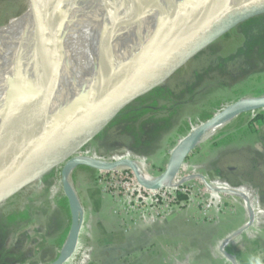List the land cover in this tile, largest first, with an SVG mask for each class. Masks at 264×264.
<instances>
[{
    "label": "rangeland",
    "instance_id": "374dc122",
    "mask_svg": "<svg viewBox=\"0 0 264 264\" xmlns=\"http://www.w3.org/2000/svg\"><path fill=\"white\" fill-rule=\"evenodd\" d=\"M43 1L0 0V27L14 23ZM246 39L251 41L245 44ZM253 43H257L259 49L264 45V12L236 26L188 61V80L181 78L183 69L180 68L179 77L175 76L168 81V86L175 91L182 86L190 88L215 58L223 65L221 71L207 75L195 93L185 99L188 104H185L181 113V120L160 141L159 153L151 158L140 159L147 174L152 177L162 175L175 147L205 124L208 118L218 115L240 100L264 97V51L259 57L258 49H252ZM242 53L247 56L249 68L237 73L229 71L237 60L240 62ZM261 112L264 113V110L236 117L226 129L199 144L187 157L173 182H180L188 175H201L209 184L232 189L243 195L244 199L241 200L216 194L215 199L221 196L223 200L222 203L217 200L219 210L214 209L209 217L201 213L199 203L202 201L199 198L204 186L197 180L187 183L194 192L185 200H179L175 204L177 206L164 212L162 217H155L149 210L129 212L127 215L125 206H118L105 193L108 188L99 185V178L102 177L100 172L86 167L75 169L71 182L83 209V221L79 248H76L65 264H264V175L261 176L257 171L264 169V123L253 122L256 114ZM229 140L231 142L228 144ZM87 147L86 155L77 152L71 158L86 156L113 163L126 160L129 155L122 145L107 151H97L93 144ZM100 156L110 158H97ZM236 161L244 163L246 170L241 176L228 179L226 171L221 169L235 167ZM64 164L61 163V168ZM218 164L220 167L217 169ZM128 173L129 178L133 179L135 175ZM120 175H116L117 183L112 182V186L127 182V179L120 180ZM35 187H27L21 191L22 194L0 202V214L20 208L24 203L22 198L34 193ZM48 199L54 203L63 199L67 201L60 180L48 189L45 201ZM46 223L42 211L35 212L32 222L11 237L7 246L27 255H36L51 244ZM99 223H102L103 228L101 235L106 236L104 245L111 243V239L126 237L127 241H116L101 248L103 241H100V232L96 230ZM238 232L239 236L231 240L222 251L221 243Z\"/></svg>",
    "mask_w": 264,
    "mask_h": 264
},
{
    "label": "water",
    "instance_id": "95a60500",
    "mask_svg": "<svg viewBox=\"0 0 264 264\" xmlns=\"http://www.w3.org/2000/svg\"><path fill=\"white\" fill-rule=\"evenodd\" d=\"M186 5V0L170 3L171 33L151 35L157 46H163H156L159 50L157 56L148 55V36L145 33L140 34L136 38L135 46L138 53L132 58L120 61L116 67L117 61L113 56L118 52L119 47L116 46L108 53L104 64L106 66L99 72L100 77L95 82L93 92L83 99L77 98L75 88H62L59 81L51 90L39 96L30 94L31 66L35 71H39L47 59L61 48L66 35H61L53 49L43 52L36 64L32 63L30 67L26 60L28 44L24 46L27 40L14 42L11 47L8 63L9 67L15 64L16 76L11 75L9 79L6 93L8 115L0 122V202H5L32 184L41 185L45 176L61 167L62 162L65 163L61 171V184L68 201L71 226L60 256L51 264H65L73 256L82 228L83 209L73 189L69 172H74L79 167L98 172L129 169L138 183L147 189L172 187L187 157L199 145H193L194 143L221 124L227 116L232 115L235 119L246 113L264 110V97L244 99L228 106L183 139L173 150L165 172L157 177L147 174L134 160L112 163L86 156L71 158L86 148L120 112L135 106L148 105L151 99L160 93L170 92L178 96L186 90L189 86L179 87L176 91L168 86V81L178 76V69H183L181 78L188 80V61L200 55L236 26L247 22L255 14L264 12V0H208L206 13L187 19L182 15ZM60 6L66 5L63 3ZM58 8L60 7H55L49 16H55ZM78 14L79 11L75 13L72 21L75 26L79 23ZM44 21V26H41V22L34 20L37 27L31 30H39L36 34L29 33V41L40 34V29L48 27L51 23L50 18ZM26 31L27 29L25 33ZM99 32L100 30L97 37L94 35V41L99 38ZM168 37L171 38L170 41H167ZM107 67L109 68L105 72ZM174 161L176 162L173 166ZM200 177L210 188L211 184ZM229 241H226L224 246ZM227 257L233 261L231 257Z\"/></svg>",
    "mask_w": 264,
    "mask_h": 264
},
{
    "label": "bare ground",
    "instance_id": "6f19581e",
    "mask_svg": "<svg viewBox=\"0 0 264 264\" xmlns=\"http://www.w3.org/2000/svg\"><path fill=\"white\" fill-rule=\"evenodd\" d=\"M71 1H74V3H71ZM174 1L44 0L41 2L42 4L40 3L35 7L36 9L33 8L14 23L1 28L0 122L8 115L6 111V93L7 87H9V79L11 75L12 77L16 76L15 64L9 67L8 63L10 50L14 42L18 43L20 40H27L24 46L28 44L26 60L28 61V67H30L32 63L36 64L38 57L43 52L53 49L61 35H66L61 48L47 59L39 71H35L31 66L30 94L32 96H39L43 92L51 90L54 84L59 81L62 88H75L77 90V98L83 99L93 92L95 82L100 77L99 72L106 66L104 64L108 59V53L116 46L119 48L118 52L113 55L117 61L115 66L119 65L120 61L132 58L138 53L135 46H137L136 38L140 34L145 33L148 36V55L150 54L154 57L159 54L155 40L151 38V35H161L163 32L171 33L169 8L170 3L173 4ZM63 3L66 6H60ZM186 3L187 5L183 8L182 15L187 19L204 14L208 10V0H186ZM55 7L60 8H58L55 16H49ZM77 11H79L77 16L79 23L75 20L78 23L75 26V22L72 24V21ZM47 18H50L51 22L48 27L45 26L43 29H40V34L29 41V38L27 39L29 33L33 32L36 34L39 30L37 29L35 32L34 27H37V25L34 20H38L41 22L40 25L44 26V20H47ZM24 28L25 30L27 29L26 33ZM31 28L34 29L31 30ZM99 30L100 36L94 41V35L97 37ZM170 39L168 37L167 41H170ZM108 68H106L105 72ZM233 120L234 117L232 115L227 116L221 124L213 128L200 141L193 145L201 144L210 139L218 131L230 125ZM177 156L174 157V160L177 159ZM72 173L69 172L70 177ZM239 234L237 233L234 238L239 236ZM227 244L228 242L225 244L224 249Z\"/></svg>",
    "mask_w": 264,
    "mask_h": 264
},
{
    "label": "trees",
    "instance_id": "16d2710c",
    "mask_svg": "<svg viewBox=\"0 0 264 264\" xmlns=\"http://www.w3.org/2000/svg\"><path fill=\"white\" fill-rule=\"evenodd\" d=\"M248 39L247 41L250 42L251 39ZM254 47L258 49V56L260 57L264 51V45L259 49L257 43H253L252 49ZM244 58L247 60L246 55ZM218 64L222 65V62H211L205 73L198 78L195 84L183 90L178 96L170 92L160 93L159 96L151 99V103L148 105L135 106L120 112L88 145L93 144L97 147V151H100L110 146L112 141L123 140L126 143L125 145L128 148L129 155L133 158L146 159L154 157L160 151V141L178 126L179 120H181V113L187 103L185 99L195 93L207 75L221 71L223 67L220 66L217 68ZM211 118H208L206 121ZM253 122L264 123V113H257ZM230 142L231 140L228 141V144ZM77 154L86 155L87 150L83 148ZM97 158L104 157L100 156ZM61 171L62 168L58 167L43 178L41 185L38 183L30 185V187L36 185L35 192L22 198L24 203L20 208L0 214V241L2 243L0 264H8L7 261H10L9 264H50L60 256L71 226L70 211L65 199L58 203H54L49 199L45 201V194L48 193V189L54 185L55 181L60 180L61 183ZM57 172L59 173L57 174ZM185 199V196L179 195V200ZM38 204H40L39 207H37ZM38 211H42L46 218V232L51 244L37 255L27 257L22 252L13 251L8 248L6 242L12 236L18 234L22 228L31 223L34 213Z\"/></svg>",
    "mask_w": 264,
    "mask_h": 264
},
{
    "label": "built area",
    "instance_id": "2783aa9c",
    "mask_svg": "<svg viewBox=\"0 0 264 264\" xmlns=\"http://www.w3.org/2000/svg\"><path fill=\"white\" fill-rule=\"evenodd\" d=\"M140 159L142 158L135 159L131 155H128L126 160L137 161L145 170L144 166L142 165L143 162ZM128 172H131V174L134 176V173L129 169H120L112 172H100V176L102 177L99 178L98 181L101 187L104 186L108 188L105 190V193L110 195L116 201V204L118 206H125L124 208L127 215L129 214V212L138 213L140 211L149 210L152 211L155 217H162L164 212H167L171 208L177 206L175 204L179 203V195H183L187 198L194 192L192 191V186H187V183H190L193 180L199 181L200 184L204 186L203 193L199 198L202 201L199 203V205L202 209L201 213L204 216L209 217L208 215H211L210 213L214 209L219 210V208L216 206L218 204L217 199H215L216 194H224L227 197H236L242 200L244 199L241 193L232 189L221 188L213 184H211L209 188L205 185L203 179L200 177L201 175H188L184 177V179H182L180 182L173 183L174 185L172 187L161 189H147L138 183L135 176L133 177V179H130ZM120 173L121 175L118 178L120 180L127 179V182H125L124 184L112 186V182L117 183L116 175ZM123 174H125L126 176L123 177ZM222 249L223 251L225 250L224 244L222 245Z\"/></svg>",
    "mask_w": 264,
    "mask_h": 264
},
{
    "label": "flooded vegetation",
    "instance_id": "af4514ba",
    "mask_svg": "<svg viewBox=\"0 0 264 264\" xmlns=\"http://www.w3.org/2000/svg\"><path fill=\"white\" fill-rule=\"evenodd\" d=\"M247 43V39L245 40V44ZM241 56V55H240ZM240 62H238V60H237V63H236V65H234V66H232V67H230V68H232V69H230L229 67V71H233V72H240V71H243V70H245V69H247V68H249V64H248V62H247V60H245V58H244V56H242V57H240ZM215 63H218V61L216 60V58L213 60ZM212 61V62H213ZM220 66H222L223 67V65H220V64H218L217 65V68H219ZM126 143H125V141H123V140H115V141H112L111 142V145L110 146H108V147H106L104 150H109V149H111V148H113L114 146L116 147V145L117 146H120V145H122L123 146V148L128 152V148L126 147V145H125ZM102 157V156H101ZM250 157V156H249ZM249 157H247L246 159H248ZM105 158H107V157H104V158H101V159H105ZM109 158L110 157H108V159H105V160H109ZM231 163H232V161H230ZM234 164H235V167H233V168H228V169H226L225 170V168L224 167H222V171L224 170V171H226V176L228 177V179H233L234 177H239V176H241V174H243L244 173V171L246 170V167H245V165H244V163H240L239 161H236V162H234ZM220 167V165L218 164V166H217V169ZM252 167V166H251ZM257 171L260 173V175L261 176H263L264 175V169H257ZM33 217H34V215H33ZM33 220V219H32ZM32 222V221H31ZM30 224V223H29ZM28 224V225H29ZM27 226V225H26ZM17 235V234H16ZM13 237V236H12ZM10 240V239H9ZM8 240V241H9ZM7 241V242H8ZM7 242H6V246H7ZM8 247V246H7ZM8 248H10V247H8ZM2 249V243H1V241H0V250ZM11 250H13V251H18V252H22V251H20V250H17V249H12V248H10ZM43 250V249H42ZM41 250V251H42ZM26 257L27 256H31V255H35V254H25L24 252H22ZM38 254V253H37ZM36 254V255H37ZM8 262V264H9V262L10 261H7Z\"/></svg>",
    "mask_w": 264,
    "mask_h": 264
},
{
    "label": "crops",
    "instance_id": "0c3cea01",
    "mask_svg": "<svg viewBox=\"0 0 264 264\" xmlns=\"http://www.w3.org/2000/svg\"><path fill=\"white\" fill-rule=\"evenodd\" d=\"M217 198V200L220 202V203H222V200H223V198H221V196H219V198L218 197H216ZM236 198V197H235ZM242 200V199H241ZM243 205H244V203H243ZM245 206V205H244ZM102 224V223H101ZM100 223H99V225H97V232H100V235L102 234V232H103V228H102V225H101ZM236 234V233H235ZM234 234V235H235ZM233 235V236H234ZM112 235H110L109 237H111ZM105 235H101V237H100V241H103V242H101V248H103L104 246H107V244L110 246L111 244H113L114 242H116V241H118V242H121V240H124V241H127L125 238H123V239H120V240H110L111 241V243L109 242V243H107L106 245H104L105 244V241H106V239H105ZM232 237H230L229 239H227L226 241H228V240H233V239H231ZM225 243V241L223 242V243H221V249H222V245ZM229 243V242H228ZM79 248V243H78V246H77V249ZM230 260V259H229Z\"/></svg>",
    "mask_w": 264,
    "mask_h": 264
}]
</instances>
